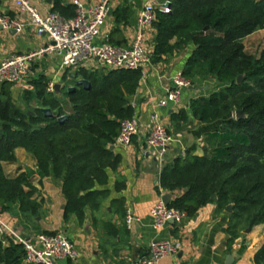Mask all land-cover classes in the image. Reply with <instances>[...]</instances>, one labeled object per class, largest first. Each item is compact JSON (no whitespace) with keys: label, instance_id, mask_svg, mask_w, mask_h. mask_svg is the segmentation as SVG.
<instances>
[{"label":"trees","instance_id":"obj_1","mask_svg":"<svg viewBox=\"0 0 264 264\" xmlns=\"http://www.w3.org/2000/svg\"><path fill=\"white\" fill-rule=\"evenodd\" d=\"M69 0H53L52 13L71 19L76 8ZM164 1V0H161ZM170 13L155 11L154 39L150 63L192 45L181 75L190 82L212 78L222 90L189 102L190 117L214 128L204 134L201 156L197 147L186 149L164 166L159 189L172 199L168 208L194 216L201 208L215 205L219 213L232 206L228 227V249L241 234L264 225V49L258 55L246 52L244 39L264 29V0H169ZM114 28L106 43L125 47L123 28L128 25V8H117ZM238 77H243L236 84ZM140 70L77 69L71 81L86 80L88 90L63 88L47 93V80H32L21 95L20 108L12 99L11 84L0 86V207L2 213L18 204L25 218L37 217L41 203L27 173L9 177L5 164H14L18 149L30 154L37 169L54 180H62L66 200L64 219L80 222L85 210L100 209L109 196L104 188L108 169L116 170L120 158L111 148L121 122L134 115L130 98L135 95ZM75 86V85H74ZM35 103V106H33ZM43 109L52 116L43 114ZM242 112L244 118L235 119ZM30 113V114H29ZM66 117L63 122L59 119ZM186 123L181 110L173 121ZM25 250L16 239L0 238V264H24ZM264 261V248L254 263Z\"/></svg>","mask_w":264,"mask_h":264},{"label":"crops","instance_id":"obj_2","mask_svg":"<svg viewBox=\"0 0 264 264\" xmlns=\"http://www.w3.org/2000/svg\"><path fill=\"white\" fill-rule=\"evenodd\" d=\"M41 16L52 13L53 0H28ZM69 0L67 4H72ZM86 7L99 4L102 0H79ZM149 0H110L109 15L105 21L98 42L105 44L114 28L112 13L119 7L128 8V25L123 28L125 47L130 46L135 34L141 28L139 17ZM156 1V10L163 2ZM0 14L28 24L26 15L17 11L14 0H0ZM145 48L152 50L154 30L143 29ZM47 43L44 37H38L34 29L27 25L22 34L6 31L0 27V63L14 54H25ZM194 47L187 46L183 51L164 58L160 64L145 65L141 68L142 78L130 104L138 119V135L128 148L113 146V151L120 158L116 170L108 169L107 184L104 188L109 196L101 202L100 209L91 212L85 210V217L80 222L75 216L64 219L66 200L62 193V180H54L42 174L36 167L30 154L18 149L17 161L5 164L4 172L9 177L27 173L37 189L36 198L41 203L37 217L25 218L19 212L18 204L10 206L0 218V238L33 239L37 234H63L75 247L79 257L76 262H56L55 264H138L139 259L147 254L152 240H167L178 245L176 255L167 257L158 264H255L256 253L264 248V225H258L244 231L228 249L229 215L219 213L215 203L201 208L194 216L185 217L181 223H166L159 231L152 227L151 208L164 195L159 187V179L165 165L179 156L182 148L197 147L195 154L204 152L202 140L204 134L214 128L203 125L190 117L188 105L193 99L208 97L222 90V86L212 78H198L191 82V87L183 91L181 105L168 104L165 108L154 109L152 103L163 98L171 86L172 77L181 73ZM86 71L100 70L94 62L80 67ZM79 68V69H80ZM77 69L61 68V60L47 56L33 63L27 81L12 86V99H21L25 90L31 88V81L41 77L50 83L60 85L62 89L75 85L71 81ZM104 70V69H103ZM35 106V103H33ZM181 110L187 111L189 120L182 124L173 121V116ZM156 119L175 138L166 153L159 157L145 144L151 126ZM171 196V195H170ZM172 199V196H171ZM129 209L137 222L127 229L125 213ZM264 264V261L261 263Z\"/></svg>","mask_w":264,"mask_h":264},{"label":"built area","instance_id":"obj_3","mask_svg":"<svg viewBox=\"0 0 264 264\" xmlns=\"http://www.w3.org/2000/svg\"><path fill=\"white\" fill-rule=\"evenodd\" d=\"M110 0H102L99 4L86 7L81 1L74 0L75 16L66 19L57 13L41 16L28 0H14L17 11L26 15L28 24L0 14V27L6 31L22 34L30 25L38 37L47 39V43L25 54L11 55L0 63V86L15 85L27 81L33 63L47 57L54 56L61 60V68L79 69L85 64L94 62L98 68L104 70L126 69L139 70L150 64L149 54L145 48L143 29L152 27L156 21V1L149 0L143 7L139 23L141 28L135 34L130 46L117 47L101 44L98 39L109 13ZM170 2L164 0L158 9L170 13ZM171 86L163 98L152 103V108H165L168 104L181 105L183 91L191 87V82L181 73L172 77ZM54 83L47 86V93H54ZM138 119L133 115L120 125V132L114 141V146L128 148L138 135ZM173 135L156 119L146 137L148 149L162 157L168 148L175 143ZM186 148H182L179 157L184 158ZM161 193L163 191L160 189ZM150 217L152 227L159 231L169 221L179 224L186 217L183 213L173 211L162 201V197L151 208ZM2 215L0 207V218ZM137 222V218L129 209L125 213V225L130 229ZM25 250L24 264H55L56 262H76L79 254L73 244L61 233L37 234L33 239H16ZM178 245L167 240L150 241L147 254L139 259L138 264H158L167 257L176 255Z\"/></svg>","mask_w":264,"mask_h":264},{"label":"water","instance_id":"obj_4","mask_svg":"<svg viewBox=\"0 0 264 264\" xmlns=\"http://www.w3.org/2000/svg\"><path fill=\"white\" fill-rule=\"evenodd\" d=\"M169 7H170V5H169ZM108 15H109V13H108ZM139 70H141V69H139ZM242 81H243V77H238L237 80H236V84H240ZM77 87H82L83 89L88 90V89L90 88V84H89V82L86 81V80H77V81L75 82V86H72V87H69V88H68V92H74V91L76 90ZM59 89H60V85H55V87H54V91H55L57 94L59 93ZM42 111H43V114H44L45 116H48V117H51V116H52V113H51L50 110H48V109H43ZM29 114H30V113H29ZM242 118H244V115H243L242 112H237V113H235V119H236V120H240V119H242ZM65 119H66V117H62V118L59 119V122H63ZM111 150H113V148H111ZM162 201L164 202L165 205L168 206L169 203H170V201H171V196L168 195V194H167V195H164V196L162 197ZM215 201H216V197H212V198H211V202H212V203H215ZM64 208H65V207H63V209H64ZM224 212H225L226 214H228V215L232 214V212H233V207H232L231 205L228 206V207H226V209H225ZM169 222H170V223H174V221H169ZM246 232H249V229L246 230Z\"/></svg>","mask_w":264,"mask_h":264},{"label":"rangeland","instance_id":"obj_5","mask_svg":"<svg viewBox=\"0 0 264 264\" xmlns=\"http://www.w3.org/2000/svg\"><path fill=\"white\" fill-rule=\"evenodd\" d=\"M244 47L247 53L252 55H258V53L264 49V29L255 30V32L244 39ZM16 106L23 108L21 105V99L13 100Z\"/></svg>","mask_w":264,"mask_h":264}]
</instances>
